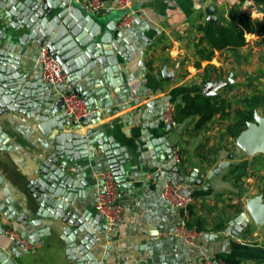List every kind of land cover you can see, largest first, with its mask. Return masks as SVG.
Here are the masks:
<instances>
[{"label": "crops", "instance_id": "obj_1", "mask_svg": "<svg viewBox=\"0 0 264 264\" xmlns=\"http://www.w3.org/2000/svg\"><path fill=\"white\" fill-rule=\"evenodd\" d=\"M75 1L76 6L103 26L115 21L119 27L125 12L112 4L105 11H92L83 0ZM211 6L214 7L215 23L238 24L240 14L253 19L264 17V13L258 10L261 5L253 0H132L131 9L135 11L136 18L131 27L122 30L133 40L138 51L132 59L116 53L120 78L117 77L113 85H106L113 102L111 112L104 113L98 122L82 126L79 130L75 127L54 128L51 134L45 135L38 122L26 114L0 110V130L8 135L3 142L6 150L0 149V174L4 179L0 197L4 196V188H9L14 199L12 205L19 215H33L35 209L32 210L31 205L35 200L26 185L33 177L39 159L52 151L54 134L61 131L82 134L88 129H100L127 149L129 159L125 163L126 186H119L124 220L115 228L99 233L101 242L96 246L99 264H201L206 258L212 264H220L221 260L216 256L226 252L237 255L241 264H264V223L251 218L236 238L225 233L228 221L246 209L248 199L243 208L225 222L223 231L205 228L191 244L170 234L184 222V211L163 198L165 180L182 184L183 192L194 195L196 199L207 191L223 194L235 191L237 186L227 173L214 177L211 180L213 186L207 190L180 181L196 171L199 177L204 176L197 165L189 167L184 160L189 150V135H185L183 126L189 119L171 126L166 134L173 151L180 153L181 162L167 156L156 159L148 145L150 139L163 136L167 130L168 123L163 116L168 106L182 108L181 97L186 92L203 93L205 82L198 88L201 74L214 81L222 79L232 69L239 71L245 68L253 73L256 68H264V64L256 62L259 54L264 53V36L257 34H247L248 44L243 47L216 51L211 60L200 59L197 48L208 46L203 39L202 26L209 22L208 9ZM40 48L38 43H33L22 52V66L31 69L32 74L41 73L37 61ZM247 60H254L255 65L247 66ZM164 68H167L168 76H164ZM190 120L194 124L197 118ZM74 166L80 167L88 181L84 188L85 196L78 199L80 212L88 209L96 215L101 173L111 171L107 161L95 155L75 161ZM15 219L13 214L0 213L4 229H13L32 247L25 249L4 231L0 235V250L7 255L9 264H78L69 258L60 238L64 226L62 221L47 219L41 226H36L29 219L21 222ZM45 227H52L51 235L39 236L38 240L31 236ZM150 243L152 246L148 245Z\"/></svg>", "mask_w": 264, "mask_h": 264}, {"label": "water", "instance_id": "obj_2", "mask_svg": "<svg viewBox=\"0 0 264 264\" xmlns=\"http://www.w3.org/2000/svg\"><path fill=\"white\" fill-rule=\"evenodd\" d=\"M214 7L208 9V21H216ZM258 10L264 13V7ZM33 43L46 45L58 58L67 74L66 84L52 86L46 83L41 73L32 74L22 66V52ZM138 51L133 40L126 36L115 21L103 26L91 14L74 3V0H0V110L20 111L38 122L45 135L54 128L81 129L104 113L112 111L113 102L106 85H113L119 76L117 54L131 59ZM168 76L167 68L163 70ZM171 74V73H170ZM234 74L225 80H206L205 95H216L226 84L234 83ZM76 93L86 100L91 113L73 119L65 111L64 96ZM171 125L163 136L148 141L156 159L173 158L172 144L167 140ZM8 135L0 130V149ZM54 145L50 153L41 157L26 189L31 193L33 215H19L14 209L9 188H4L5 201L0 197V213L13 214L17 222L29 219L41 226L44 220L63 222L60 238L66 253L78 264H99L96 246L101 242L100 232L109 228L103 223L101 214L93 215L88 209L80 212L78 199L85 196L88 185L84 173L73 163L81 159L104 157L119 186H126L125 163L129 159L127 149L100 129H88L85 133L61 131L54 134ZM238 147L247 154L264 152V115L255 112L254 120L235 139ZM220 161L208 171L205 179L198 172L182 177L207 190L213 186L211 180L235 164L233 154ZM157 165V162H155ZM175 170L178 171L176 168ZM4 179L0 174V186ZM31 204V203H30ZM28 204V205H30ZM253 218L264 223V200L257 196L248 200L247 207L228 221L225 233L236 238ZM52 227L41 228L31 236L51 235ZM4 227L0 223V235ZM152 246V243L148 244ZM0 263L9 264L6 254L0 250Z\"/></svg>", "mask_w": 264, "mask_h": 264}, {"label": "rangeland", "instance_id": "obj_3", "mask_svg": "<svg viewBox=\"0 0 264 264\" xmlns=\"http://www.w3.org/2000/svg\"><path fill=\"white\" fill-rule=\"evenodd\" d=\"M74 2L76 1L74 0ZM254 15L257 17L256 14ZM247 61V66L255 65L254 60ZM256 62L264 64L263 52L259 54ZM232 70L227 71L222 76V80L226 81L233 73V79L237 80L236 83H233L235 85L232 88L225 87L216 91V95L223 94L222 96L230 103L228 107L230 116L225 119L216 116L210 122L209 128L202 133H197L193 129L194 124L190 118L189 122H185L183 126L185 135H189L187 140L189 150L184 156L185 163H189V167L197 165L204 172V179L208 171L217 166L220 161L228 160L229 154L234 155L235 163L247 160L246 175L242 182H238L235 191L223 194L207 191L204 196L198 197L191 207L192 222L196 223L199 218L205 228L213 227L215 229V226L220 222L229 220L243 208L247 199L262 196L264 200V152L249 155L237 146L235 139L223 135L226 126L233 121L235 108L242 106V99L254 92L264 91V81L262 80L264 79V68L263 66L256 68L253 73H249L245 68L239 71ZM207 77L208 75H200L201 85L198 88L202 87V83L207 80ZM258 112L264 115L261 108ZM226 171L227 177H230V173L228 170Z\"/></svg>", "mask_w": 264, "mask_h": 264}, {"label": "trees", "instance_id": "obj_4", "mask_svg": "<svg viewBox=\"0 0 264 264\" xmlns=\"http://www.w3.org/2000/svg\"><path fill=\"white\" fill-rule=\"evenodd\" d=\"M264 7V0H253ZM204 31L203 39L208 46L197 48V54L201 60H211L216 51L224 49H237L248 44L247 34H257L264 36V17L263 19H253L249 15L238 16V24L230 23H206L202 26ZM201 65V63H197ZM235 84H226L225 87H233ZM182 108L175 106L180 122L185 118H197L193 129L197 133H202L209 128L210 122L216 117L227 118L230 116V103L222 95H205L200 91L186 92L182 94ZM262 109L264 113V91L254 92L242 99V106H238L234 111L233 121L230 122L223 132V135L236 139L242 131L247 128L250 121L254 120L255 112ZM247 160L235 163L226 170L231 175L235 185L242 182L246 175ZM243 169V171H240ZM224 170L222 173H226ZM238 171V172H237ZM191 211L189 210V227L201 231L205 229L201 220L198 218L196 223L192 222ZM225 222H220L215 226L216 231H223ZM225 264H241L240 258L233 252L219 253L216 256Z\"/></svg>", "mask_w": 264, "mask_h": 264}, {"label": "built area", "instance_id": "obj_5", "mask_svg": "<svg viewBox=\"0 0 264 264\" xmlns=\"http://www.w3.org/2000/svg\"><path fill=\"white\" fill-rule=\"evenodd\" d=\"M92 11H105L112 4L117 8L124 9L125 12L119 22L121 29L129 28L133 25L136 15L131 9L132 0H83ZM37 61L41 66L43 80L52 85L59 86L66 84L67 74L58 58L50 51L48 46L40 48ZM65 111L73 118L79 119L91 113L88 109L86 100L78 94L72 92L64 96ZM163 118L171 126H177L180 122L175 106H168ZM173 159L181 162V155L178 151H173ZM162 196L172 206L184 211V222L179 224L170 234L180 237L185 243H194L200 234L196 228L188 226L189 209L196 201L192 194H186L182 190V184L175 183L169 179L165 180L162 187ZM95 208L101 214L103 221L109 229L115 228L124 220V208L119 199V185L111 171L101 173ZM8 236L24 246L25 249L31 248L32 244L25 240L19 233L11 228L4 229ZM201 264H212L208 258L203 259ZM220 264H225L221 261Z\"/></svg>", "mask_w": 264, "mask_h": 264}]
</instances>
